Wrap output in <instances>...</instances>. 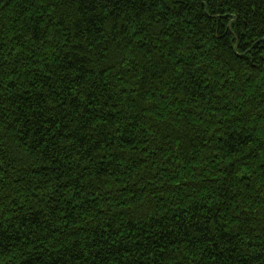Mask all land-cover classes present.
<instances>
[{
    "label": "trees",
    "instance_id": "obj_1",
    "mask_svg": "<svg viewBox=\"0 0 264 264\" xmlns=\"http://www.w3.org/2000/svg\"><path fill=\"white\" fill-rule=\"evenodd\" d=\"M0 264H264V0H0Z\"/></svg>",
    "mask_w": 264,
    "mask_h": 264
}]
</instances>
